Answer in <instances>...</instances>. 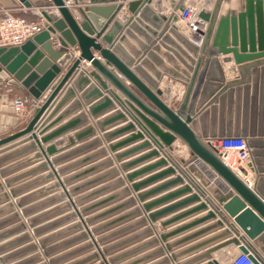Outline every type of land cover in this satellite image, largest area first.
Wrapping results in <instances>:
<instances>
[{"label":"water","instance_id":"water-1","mask_svg":"<svg viewBox=\"0 0 264 264\" xmlns=\"http://www.w3.org/2000/svg\"><path fill=\"white\" fill-rule=\"evenodd\" d=\"M19 1L26 8L31 7L29 1ZM67 1L70 0H41V3L36 6L48 9L41 11V14H37V17H43L46 20V23L49 24L47 29L35 34L20 46L0 48V135L7 134L0 138V149L9 143H13L0 150V177L4 178L8 174L20 171L31 160H45L43 164L24 170L13 178L4 180L11 198L15 200L12 204L0 208V217L10 211L12 213L8 217L0 218V229L14 222H17V224L0 231V264H11L16 258L19 259L28 253H33L38 248H42L43 252L48 251L47 253H49L53 249L45 248L50 244V241L46 243L45 239L49 240L50 236L45 239L39 237L56 228L61 221L75 218L74 211L61 221L47 219L53 214V211L35 214L39 208L57 200L54 197L35 201L40 195H45L51 192L52 189L53 191H59L57 192L59 193L57 198L65 201L63 208L66 211L69 209L71 211L76 209V203L80 200V202L85 201V197L93 196L107 189L104 187L101 190H95L88 196L81 197V199L72 200L70 193L79 191L87 184L105 175L101 174L97 178L66 190L58 178L57 171L53 168L52 162L55 160H49V157L58 154L61 150H58L56 145H48V143L68 132L83 120V114H81L49 131L61 122L62 117L67 114L63 112L47 125L67 101L75 99L73 87H76L79 93L85 87H88L81 96H83L86 105L96 100L87 107L89 115L94 118H97L103 111L115 108L114 101L118 104L119 110L98 122V127L106 128L117 122L125 121L126 114H128L131 120L137 123L139 129L127 141L147 138L141 148H150L153 144L155 148L144 158L159 157L162 153L163 156L158 161L157 166L169 165V161L171 162V167L166 172L158 176H152L147 180L148 183L165 174L176 172V164L170 159L168 160V153L172 151V144L176 140L182 144L188 151L189 157L187 160H180V166L198 180V183L221 206L239 230L234 229L233 224L228 222L224 214L218 213L216 208L209 205L207 198L201 202L202 192L187 179L188 185L181 192L190 193L194 189L196 193L183 202L149 214L148 217L151 223L171 213L186 201L200 202V204L196 210L188 211L161 222V227L167 228L171 223L194 211L210 209V212L177 230L160 234L159 238L163 242L167 241L168 238L176 234L217 217L219 220L215 226L225 229L219 234L180 252L177 256H187L202 248L209 247L221 238H226L225 242L207 248L204 253L194 256L186 264H195L204 260H208L207 264H219L216 260H211L212 253L230 245L237 247L239 252L248 254V258L253 264H264L262 258L264 257V140L262 139L264 138V0H245V8L241 12H237L236 8L232 6L231 0H212L210 6L202 8L198 13V19L206 23L202 38L196 37L191 30L177 31L178 18L176 14L185 7L182 0H161L169 9L166 15L158 14L157 11L152 10L149 6L151 0L128 2L126 9L130 16L127 18L126 27L129 30H135L143 37L145 35L143 31L151 36L155 35L158 38V46H162L165 51L178 58L177 52L182 53V51L179 46L171 41L170 35L173 36L179 45L191 55V58L184 55L186 62L189 64L184 66L185 71L174 65L170 67L163 65L160 58H156L154 54V52L159 51V47L155 44L151 45V52H146L145 59L142 56L138 60V65H133L134 60L123 52L120 45L123 44L134 55L136 51L133 47L126 42L124 37L119 36L115 41V35L123 27L115 20L116 14L122 5L91 6L100 2V0H88L90 6L85 9H78L83 18V22L78 23L65 5ZM71 1L73 4H78L82 0ZM105 1L115 2L116 0ZM105 1L102 0V2ZM237 2L239 3V0H236ZM138 26L141 28H138ZM151 27L153 30H150ZM129 30H125V35L133 38ZM52 35H57L55 38L59 44L57 49L53 48ZM98 39L102 40L107 47L103 48L97 42ZM145 39L150 45L151 39L147 36H145ZM72 48L77 49L79 53L77 57L72 56L69 50ZM138 49L142 51L146 47L140 44ZM206 51H209L211 55L204 56ZM94 52L98 54V57L94 56ZM217 55L227 57L223 58L222 62L232 61L234 63L235 78L224 75ZM172 56L163 54L165 61L170 64L173 62ZM98 58L104 61V65ZM178 59L180 61L181 58ZM147 60H150L159 70L157 71L150 66ZM81 62L88 63L91 70H84L81 67ZM106 66L112 70H109ZM141 68L144 70H141ZM162 72L171 79L181 82L184 86L181 100L176 108H171L162 99L163 91L159 89ZM3 81L12 86L26 89L31 104L36 106L29 122L23 128L9 134L10 128H16L19 125L20 118L19 116H13V105L9 102L8 95L3 94ZM111 86L124 97V102L117 96L115 91L110 89ZM219 90L220 92L210 102H206L208 104L203 103L204 106L201 111V107L196 110L195 104L198 97L204 100L214 91ZM73 105H77V102L74 101ZM77 107L79 108L80 105L78 104ZM8 111L13 114H4ZM133 122L111 132L107 135V138L114 137L124 131H133L136 129ZM91 135H94V130L88 126L75 133L73 137H68L67 140L72 146L74 139L80 140ZM228 137H241L247 141L250 161L246 164V167L254 173L253 187L251 188L236 172L228 168L205 143L209 139ZM121 144L122 142L111 146L110 150L114 151ZM42 145H45V147L43 148ZM137 149L134 148L129 153L137 151ZM32 151V157L26 159L24 155ZM122 156L124 154H119L116 159L119 160ZM139 160H134L127 167L138 163ZM152 167L147 169L150 170ZM205 167L212 173H204L206 171ZM93 168H88L81 175L88 174ZM65 169H69V167L64 168L62 171ZM42 170L49 171L46 178L55 181L47 188L24 196L22 193L25 192H23L26 188L25 185L13 187L20 180H24L29 175L33 176ZM141 172L130 174L127 176L128 180L131 181ZM240 172L243 176H247L244 169L240 168ZM180 174L171 182L154 188L145 195H138V199L142 202L147 196L156 194L171 184L184 183L181 171ZM78 175L80 174L70 176L67 182H72ZM215 177L224 184L221 188L210 181ZM140 186L141 184H133L132 188L137 192ZM174 195L171 194L145 204L144 210L149 212L153 207L174 197ZM9 198L7 194H3L0 196V201H9ZM105 202L110 201L104 199L90 206L87 210ZM127 202L134 203V200H128ZM13 206L18 208L24 222H21L20 215L17 212H13ZM122 206V204H119L88 218H81L82 222L78 220L79 222L76 225L74 224L69 229L57 233L51 239V242L61 234L78 230L80 231L78 238L86 241L85 246L79 248L78 251L87 249L86 251L91 253L80 261H84L83 263L92 261V264H122L121 258L123 256L110 257V252L125 244L127 239L109 245L106 240L110 235L97 237L107 228L115 226L117 222H122L125 218L133 215L119 214ZM82 211L86 212V208ZM133 212L136 214V210ZM115 213L118 215L117 218L113 220L111 218L104 224L93 227L95 223H100L99 221L112 217L116 215ZM34 214L35 216L30 217ZM46 219L51 222L40 225ZM82 223L85 227H82ZM27 228H29V232ZM211 228L195 232L179 240L176 244L166 245V254L170 252L173 246L184 244L208 232ZM146 231L150 232V230ZM32 239L36 240L37 245L30 242ZM23 243H26V245L14 249ZM156 253L157 251L153 254ZM39 256L41 257V254ZM69 256L71 254L62 259H60L61 257L56 258L60 259L56 264L66 260ZM168 256L170 263H174L177 256L172 254ZM32 258L34 257L13 264H30L36 260ZM54 260H51L50 263L55 264L53 263ZM138 262L140 260H135L129 264ZM79 263L81 262L72 264Z\"/></svg>","mask_w":264,"mask_h":264},{"label":"crops","instance_id":"crops-1","mask_svg":"<svg viewBox=\"0 0 264 264\" xmlns=\"http://www.w3.org/2000/svg\"><path fill=\"white\" fill-rule=\"evenodd\" d=\"M31 3V7L26 8L23 6V4L19 0H0V10L2 8H10L12 10V13L15 16L24 18L26 20H37V14H41L40 12L48 9L46 7H39L36 6L37 4L41 3V0H27ZM105 1V0H103ZM134 1V0H116L115 2H100L95 3L94 5L91 6H100V7H107V6H118L122 5L121 9L117 12L115 20L122 25V30L119 31L115 36V41L116 39L121 36L124 37L126 42L133 47V49L136 51V54H131L129 50L121 44L120 47L125 52L132 60H134L133 65L137 64L138 65V60L143 56V59L146 58V52H151L150 47L152 44H155V46H158V38L154 36H151L147 32H144V37L138 34L135 30L130 29L126 27V22L127 18L129 15L126 5L128 2ZM194 0H182V4L188 5L192 4ZM209 0H205L206 3H204V8L208 6L209 3H207ZM233 0H231L232 6L236 8L237 12H241L245 8V0H239V3L236 1L233 3ZM205 4L207 6H205ZM65 5L69 8L70 12L72 15L75 17V20L78 23L83 22V18L78 12V9H85L87 6H90V3L88 0H82L78 4H73V2L67 1L65 2ZM149 6L152 8V10L157 11L158 14L161 15H166L169 9L165 6V4L161 0H151V3ZM50 9L54 10L53 8L50 7ZM55 11V10H54ZM1 16V12H0ZM138 28H141L138 26ZM152 28V27H151ZM176 28L178 29V32L181 31H186L188 28H185L181 23L178 21L176 23ZM125 30H129V33L133 36V38H129L128 36L125 35ZM150 30H153L150 29ZM54 36V35H52ZM56 36V35H55ZM145 36L149 37L151 40L150 45L147 43V39H145ZM170 39L172 42H174L179 48L181 49V52H177L178 58H181L180 61L177 57H173L171 53L165 51V49L159 47L158 52H154L156 58H160L162 61V64L170 67V66H175L178 67L180 70L185 71L186 62L184 55L187 57L189 56L191 58V55L183 49L181 45L173 38V36L170 35ZM97 42L101 44L103 48H106L107 45H105L102 40L98 39ZM157 42V43H156ZM117 44H119L117 42ZM142 45L146 47L145 50H139V45ZM54 49H57L53 46ZM73 57L78 56V51L76 48L69 49ZM163 54H167L168 56H172V64L167 63L165 59L163 58ZM145 55V56H144ZM210 52L206 51L204 56H210ZM94 56L98 57V54L94 52ZM217 58L220 60V66L222 68V72L224 75H229L230 78H235L236 73L234 71L235 65L232 61L229 62H222L223 58L227 57H222L221 55H217ZM99 61L104 65V61L101 58H98ZM147 62L155 68L157 71V67L154 66V64L150 61L147 60ZM182 62V63H181ZM184 64V65H183ZM189 65V64H188ZM81 67L84 68V70L89 71L91 70L90 65L86 62H81ZM109 70L110 67H107ZM132 68V67H130ZM141 70H144L141 68ZM213 79V77H212ZM214 84V82H212ZM5 84V82H2V86ZM91 84H93L91 82ZM12 91L8 95V100H12L13 97H20L24 98L27 100L25 103V111L23 115H19L14 111V114L11 112L4 113L6 115H11L13 116H19L20 122L19 125L16 128H10L9 133H12L14 131H17L21 128H23L31 119L33 115V110L36 108V106L32 105L30 102V96L27 92L26 89H22L17 86H12L10 85ZM88 87H85L80 93L78 92L76 87H73V91L75 93V99H72L70 101H67L62 108L58 111V113L47 123L50 124L52 120L57 118L59 115L63 114V112H66L62 119L61 122H59L57 125L52 127L50 130L55 129L58 126H61L65 124L68 120L78 117L81 114H83V120L81 123L77 124L74 128L68 130V132L56 137L53 139L48 145H56V148L58 150H61L56 155H53L49 157V160H55L52 162L53 168L57 171L58 173V178L61 180L63 186L65 187L66 190L69 188H72L77 185L83 184V182H87L93 178H97L99 175L104 174L105 176L84 186L81 188L79 191L75 193H70L72 200H77L81 199L83 196H88L95 190H101L102 188L106 187L104 191L95 194L93 196L85 197V201L83 200L82 202L76 203V209L65 210L63 208V204L65 201H61L60 198H57L59 196V191H52L48 192L45 195H40L35 201L42 200L43 198H54L56 197L57 200L53 201L52 203L39 208L35 214H41L43 212L47 211H53V214L47 218L51 221L53 220H63L66 216L71 214V212H75L76 216L75 218H71L66 221H61L56 228L51 229V231L46 232L45 234L41 235L39 238L45 239L47 236L57 234L59 232H63L64 230L69 229L72 227L74 224L76 225L81 218L85 219L88 218L89 216H93L101 211H106L109 210L110 208L117 206L119 204H122V210L121 213L119 214H130L132 216L125 218L124 220L117 222L115 226H112L110 228H107L102 234L97 235V237L104 236V235H110V237L106 240V243L109 245L116 244L117 242L121 240H126L127 242L123 245H120L119 248L115 249L113 252H110L111 255L110 257L113 256H123L121 258V261L123 262L122 264H129L130 262H133L135 260H140V262L136 264H171L170 263V258L169 254H172L173 256L179 254L180 252L190 248L191 246L203 242L212 236L219 234L222 232L225 228L223 227H217L215 226L216 222L219 220L218 217L216 219H210L205 221L204 223L197 225L196 227H193L191 229H188L184 232H181L179 234H176L170 238L167 239V241H162L159 238L160 234H166L169 232H172L174 230H177L178 228H181L185 225L190 224L191 222L204 217L206 214L210 212V209L207 210H198L194 211L185 217L171 223L167 228L161 227L160 223L165 222L171 218H174L176 216H179L181 214H184L188 211L191 212V210H196L200 204V202H194V201H186L182 206L176 208L173 210L171 213L160 217L156 219V221L151 223V220L149 219V214H152L154 212H159L160 210H163L169 206H172L174 204H177L179 202H183L190 198L193 194H195V190L192 189V191L189 192H181V190L186 187L187 184V179H189L195 186L198 188L200 192H202L203 196L201 198V202H203L204 199L207 198L209 201V205L213 206L216 208V211L220 214H224V217L230 222V224H233L234 229L238 230L236 225L232 222V219L228 217V215L222 210L221 206L216 203V201L205 191V189L198 183V180L193 177V175L184 168H182L179 164L180 160H187L189 157L188 151L186 148L180 144L177 140L172 144V151L168 153V160L170 159L172 162L176 164V172L174 174H165L158 179L147 182L152 176H158L168 170V168L171 167V162L169 161V165H160L157 166V163L159 160H161L163 154L161 153L159 157H150V158H144L147 156L155 147L154 144L153 146H150V148H141L142 144L147 141V138L143 140H136V141H127L131 137V135H134L135 132H138L139 126L137 125L136 122H133L128 114H126V119L125 121H120L115 124H112L109 127H98L97 123L103 120L104 118H107L114 114V112L118 111V104L116 101L113 102L114 107L112 110L108 109L105 112L103 111L101 114L97 116V118H94L89 115L87 111V107L92 105L90 103L89 105H86L84 99L82 98L84 92L87 90ZM111 90L115 91V89L111 86ZM159 89L163 91L162 99L171 107V108H176L177 104L181 100L182 93L184 90V86L181 82L175 81L171 79L168 75L165 73H161V80L159 82ZM220 92H213L208 98L201 100L199 97L196 101L195 108L196 110L201 107L200 111L203 109L202 107L204 104H208L206 102H210L218 93ZM117 96L124 102L125 99L122 97L117 91H115ZM4 94V93H3ZM178 97L177 100L175 98ZM74 101L77 102V105L79 104L80 107L78 108L77 105H73ZM11 103V102H10ZM204 103V104H203ZM218 104V103H217ZM195 110V111H196ZM131 122L134 123V129L133 131H124L121 134H117L114 137L107 138V135H109L111 132L118 130ZM209 125V122H208ZM92 127L94 130V135L92 136H87L84 137L80 140H75L74 139V144L70 146L68 143L67 138L68 137H73L75 133L83 130L86 127ZM47 131V132H49ZM7 134L0 135V138L3 136H6ZM27 136V135H26ZM25 136V137H26ZM23 138V137H22ZM264 140V138H262ZM20 140V139H19ZM18 141V140H16ZM13 141V142H16ZM121 146L119 148H116L114 151L110 150V147L121 143ZM153 143V142H152ZM13 144V143H9ZM9 144L5 145L6 147L9 146ZM5 146L1 147L5 148ZM44 148L45 145H42ZM138 148L137 151L129 153L130 150ZM0 149V150H1ZM35 153V152H34ZM33 151L32 152H27L24 157L26 159H30L32 157ZM119 154H124L119 160L116 159V156ZM167 158V157H166ZM136 159H140L138 163L131 165L130 167H127L131 162H133ZM45 162L44 159L41 161L39 160H31L29 163H26L27 166L20 171L13 172L11 174L6 175L4 178L0 177V196L3 194H7L10 198L9 201H0V208L3 206H6L7 204H12L14 202V198H11L8 190L5 186L4 180L13 178L16 176L18 173L28 170L31 168H34L35 166H38L39 164H43ZM105 162V163H104ZM178 164V165H177ZM150 170H148V167H151ZM69 167V169H65L62 171L64 168ZM94 167L91 169V172H89L86 175H81L83 171L87 170L88 168ZM206 171L211 172L207 167ZM201 169V168H200ZM243 169L246 171L247 176L246 178L249 179L251 182V187H253V179H254V173L250 171L249 168L246 166L243 167ZM142 171L140 174H138L135 178H133L131 181L128 180L127 176L134 172ZM180 171L184 174L182 176L184 177V183L181 184H171L170 186L166 187L165 189L157 192L156 194L147 196L142 202L138 199V195L142 196L151 191L154 188L160 187L164 184H167L174 180L177 176L181 175ZM49 171H39L33 176H27L24 180H20L17 184H14L13 187L19 186V185H25L26 188L23 190L24 193L22 195L26 194H31L33 192H39V190H43L50 186L53 182L52 180H49L46 178V174ZM212 173V172H211ZM76 174L78 175L72 182H67V179L70 176H74ZM214 176V175H213ZM241 179L242 176L238 175ZM212 183H215L217 187H222L224 184L218 181V179L212 178L210 179ZM218 181V183H217ZM33 184V185H32ZM133 184H141L139 187L138 191L135 192L132 188ZM30 185V186H29ZM250 187V188H251ZM175 194L174 197L160 203L159 205H156L153 207L149 212L144 210L145 204H149L151 202L157 201L161 198H164L168 195ZM20 195V196H22ZM205 196V197H204ZM114 197V198H113ZM106 199L107 201L110 202H105L104 204H100L98 206H95L92 209L87 210L90 206L96 204L97 202H100L102 200ZM128 200H134V203H129L127 202ZM33 201V202H35ZM14 207L13 212H17L19 215V210L18 208ZM86 208V212H83L82 209ZM78 210V212H77ZM134 210H136V214H134ZM120 211V210H119ZM11 212V211H10ZM6 213L0 218H5L8 217L12 213ZM30 215V217L35 216ZM116 214V213H115ZM36 215V216H37ZM117 214L113 215L112 217H107L105 219H102L99 221L100 223H95L93 227L98 226L99 224H104L108 220H113L114 218H117ZM21 222H24L23 217L20 215ZM44 220L40 223V225L43 224H48L51 221ZM82 222V221H81ZM17 222L11 223L7 226H5L3 229H0V231L6 230L8 228H11L15 226ZM120 224V225H119ZM212 226V228H211ZM82 227H85V225L82 223ZM92 227V228H93ZM207 228H211L208 232L195 237L194 239L181 244V245H176L173 246L166 254L165 246L166 245H173L176 244L179 240L186 238L187 236L192 235L195 232H198L200 230H204ZM89 229V227H88ZM29 232V228H27ZM146 230H150V232H147ZM239 231V230H238ZM117 232V234H116ZM80 232L77 230H72L69 232H66L63 234V237L57 238L56 240H53L49 245H47L45 248L48 249L52 248L55 251L53 253H47L43 252L41 253L42 257V263L40 264H51L50 261L54 260L56 258L60 257H65L68 254H71L65 262L60 263V264H72V263H78L79 264H92V261H88L83 263L84 261H80L86 256H88L90 251H86L87 249L84 250H79V248L85 246V242L83 239H79ZM243 236V235H240ZM93 237V236H92ZM129 238V239H128ZM227 240L226 238H221L218 241H216L214 244L210 245L209 247L202 248L194 253H191L187 256H177L176 260L172 264H186L188 260H191L194 258V256H197L199 254H202L207 250V248H212V246H216L217 244H220L221 242H225ZM30 242L36 244V240L32 239ZM125 242V241H124ZM248 244H251L249 241H246ZM27 243V242H26ZM26 243H23L14 249L16 250L17 248H20L21 246H25ZM28 244V243H27ZM12 249V250H14ZM163 249V251H162ZM156 254H153L156 252ZM11 252V251H10ZM238 249L237 247L230 245L224 249H220L216 252L212 253V258L211 260H216L219 264H226L232 257L238 254ZM31 253L26 254L25 256L15 259L11 264L18 262L20 260H26L29 257ZM152 254V255H151ZM106 258V257H105ZM264 259V257H262ZM208 260L204 261H199L195 264H207ZM10 264V263H9ZM33 264H39L37 261Z\"/></svg>","mask_w":264,"mask_h":264},{"label":"built area","instance_id":"built-area-1","mask_svg":"<svg viewBox=\"0 0 264 264\" xmlns=\"http://www.w3.org/2000/svg\"><path fill=\"white\" fill-rule=\"evenodd\" d=\"M201 9L188 4L185 5L182 11L176 14L181 25L191 30L198 38H202L206 28V23L198 19V13ZM0 12V48L20 46L49 26L43 17L37 20H26L15 16L10 8H2ZM56 37L57 35L52 36V44L55 48H58L59 44L55 39ZM2 90L4 94L8 95L12 91L10 84L7 82L2 86ZM177 99L178 97L175 98V100ZM10 102L13 105L14 111L19 115H23L27 100L13 97ZM205 143L228 168L242 176V179L251 187L249 179L240 172V168L243 169L250 161L249 148L245 139L241 137L215 138L209 139ZM226 264L253 263L249 260L248 254L238 252Z\"/></svg>","mask_w":264,"mask_h":264},{"label":"rangeland","instance_id":"rangeland-1","mask_svg":"<svg viewBox=\"0 0 264 264\" xmlns=\"http://www.w3.org/2000/svg\"><path fill=\"white\" fill-rule=\"evenodd\" d=\"M209 2H212V0H209L207 3H209ZM204 3H206L205 2V0H194L193 2H192V5H194V6H196V7H199V8H204ZM210 4L211 3H209L208 4V6H210ZM190 5V4H189ZM205 6H207L206 4H205ZM207 6V7H208ZM80 232V231H79ZM54 235H56V234H53V235H50V239L49 240H46L45 239V242L47 243V242H49V243H51V239L54 237ZM60 237H63V234H61V235H59V236H57L56 238H54L53 240H56L57 238H60ZM52 240V241H53ZM44 242V243H45ZM84 242H86V241H84ZM37 244V243H36ZM42 251H43V249L42 248H38V250H36V251H34L33 253H31L30 255H29V257H34V258H32V259H36L35 261H33L32 263H30V264H33V263H35L36 261H37V263L39 262V264L40 263H42V257H40L39 256V254H41L42 253ZM55 250L53 249V250H51L49 253H53ZM63 257H61L60 259H62ZM60 259H55L54 261H53V263H57ZM66 260H64V261H61L60 263H63V262H65ZM95 262H97V261H95ZM60 263H58V264H60ZM95 264H97V263H95Z\"/></svg>","mask_w":264,"mask_h":264},{"label":"bare ground","instance_id":"bare-ground-1","mask_svg":"<svg viewBox=\"0 0 264 264\" xmlns=\"http://www.w3.org/2000/svg\"><path fill=\"white\" fill-rule=\"evenodd\" d=\"M236 0H233L232 2L234 3ZM209 3H211V2H209Z\"/></svg>","mask_w":264,"mask_h":264}]
</instances>
